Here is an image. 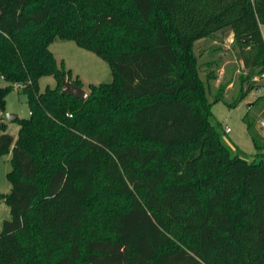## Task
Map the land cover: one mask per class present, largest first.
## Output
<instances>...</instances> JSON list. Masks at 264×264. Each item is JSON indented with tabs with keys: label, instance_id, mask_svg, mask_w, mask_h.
<instances>
[{
	"label": "trees",
	"instance_id": "16d2710c",
	"mask_svg": "<svg viewBox=\"0 0 264 264\" xmlns=\"http://www.w3.org/2000/svg\"><path fill=\"white\" fill-rule=\"evenodd\" d=\"M261 25L264 0H0V109L20 82L30 110L16 138L0 132V155L12 146L0 264H264V134L246 114L256 157L229 154L210 122L223 90L206 91L195 52L233 34L249 80L234 107L260 87ZM55 38L113 80L62 94ZM46 75L56 85L40 91Z\"/></svg>",
	"mask_w": 264,
	"mask_h": 264
},
{
	"label": "rangeland",
	"instance_id": "374dc122",
	"mask_svg": "<svg viewBox=\"0 0 264 264\" xmlns=\"http://www.w3.org/2000/svg\"><path fill=\"white\" fill-rule=\"evenodd\" d=\"M264 37V25H261ZM58 65L63 66L64 72L71 70L65 79L73 82L80 80L81 86L88 94L90 84L109 83L113 80L111 67L108 62L95 53L79 47L74 41L55 38L49 45ZM195 52L199 58V75L206 85V91L211 95L221 88L223 98L211 105L210 122L218 131L219 140L227 147L229 154L252 161L256 157V148L248 134L243 117L246 114H256L255 128L264 134L260 121L263 119V108L258 97L264 96V72L250 78V82L257 83L260 87L252 89L234 107L228 105L241 91L248 87L249 80H243L248 74V69L238 58V46L233 43V34L230 31L218 32L210 37L195 43ZM8 82L0 77V87ZM55 87L56 80L52 75L42 76L39 79L40 91L46 86ZM23 84L16 82L5 96V107L0 109V115L7 113L16 114L18 118L29 117L27 96L23 92ZM209 94V93H208ZM5 125V130L3 126ZM229 127L230 132L225 129ZM18 121L0 120V132L5 131L17 137ZM12 168V146L0 155V229L4 220L10 219V208L6 196L10 191L11 183L8 173ZM119 205L120 201L115 200Z\"/></svg>",
	"mask_w": 264,
	"mask_h": 264
},
{
	"label": "water",
	"instance_id": "95a60500",
	"mask_svg": "<svg viewBox=\"0 0 264 264\" xmlns=\"http://www.w3.org/2000/svg\"><path fill=\"white\" fill-rule=\"evenodd\" d=\"M61 85L63 87L61 93L62 94H71L74 97L81 99V100H85L87 97V92L80 86H77L75 84H73L71 81H68L66 79L62 80ZM4 118H6L8 121H14L16 118H18V116L16 114H12V113H7L4 116L0 115V120H3Z\"/></svg>",
	"mask_w": 264,
	"mask_h": 264
},
{
	"label": "built area",
	"instance_id": "2783aa9c",
	"mask_svg": "<svg viewBox=\"0 0 264 264\" xmlns=\"http://www.w3.org/2000/svg\"><path fill=\"white\" fill-rule=\"evenodd\" d=\"M263 76H264V74H263ZM260 124H261L262 128L264 129V120H261V121H260ZM225 132H226V133H229V132H230V128L227 127V128L225 129Z\"/></svg>",
	"mask_w": 264,
	"mask_h": 264
}]
</instances>
